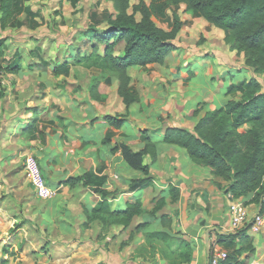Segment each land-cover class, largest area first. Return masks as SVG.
I'll return each instance as SVG.
<instances>
[{
	"label": "crops",
	"instance_id": "obj_1",
	"mask_svg": "<svg viewBox=\"0 0 264 264\" xmlns=\"http://www.w3.org/2000/svg\"><path fill=\"white\" fill-rule=\"evenodd\" d=\"M31 1L27 4L34 11ZM79 3L71 6L73 11ZM99 6L100 11L113 12L109 0H99ZM185 19L176 36L177 49L169 51L162 64L128 68L130 85L139 95V101L128 107L117 95L115 80L106 84V76L96 77L95 70L86 80L70 74L73 67H84L74 61L72 52L77 46L73 44L63 51L64 60L27 64V74L36 71V77L49 78L1 81L5 96L0 99V264H209L215 250L228 256L220 264H264L262 195L258 191L240 197L226 193L228 182L193 161L180 146L163 141L167 128L191 130L206 112L229 99H240L239 94H226L227 87L235 84L232 72L244 73V80L256 76L244 65L243 55L224 43L220 28L200 17ZM34 22L40 23L38 15ZM24 23L15 29L40 27L30 28L33 21ZM104 26L105 22L99 27ZM86 29L87 25L84 30L72 28L73 40L84 41L81 32ZM198 34L201 42H197ZM5 42L10 50V40ZM83 49L80 55L88 53ZM36 67H42L40 72ZM4 71L13 76L23 68ZM95 78L103 101L89 96ZM260 83L264 91V81ZM105 115L123 118L121 126L111 127L103 120ZM108 133L111 137L106 141ZM121 144L145 151L143 164L153 177L150 185L129 188L133 179L144 174L126 162L118 147ZM28 154L35 157L47 184L56 190L47 199L39 198L26 179L21 180L23 171H15ZM88 173L87 185L70 180ZM170 188L177 190L176 199ZM159 199L163 206L152 214ZM135 201H140L141 212L127 226L106 213L123 210ZM236 202L244 204L248 218L239 229L231 227L228 212ZM256 214L263 223L258 232H252L249 222ZM155 232H167L189 243L190 257L179 259L183 250L174 242L166 246L150 237ZM176 249L177 255L172 253Z\"/></svg>",
	"mask_w": 264,
	"mask_h": 264
},
{
	"label": "trees",
	"instance_id": "obj_2",
	"mask_svg": "<svg viewBox=\"0 0 264 264\" xmlns=\"http://www.w3.org/2000/svg\"><path fill=\"white\" fill-rule=\"evenodd\" d=\"M28 1L30 0H0V32L6 28H20L25 24L24 21H33L32 25L28 24L32 29L39 25L34 22L37 12L30 9ZM67 1L73 8L79 2ZM109 1L113 12L109 13L105 9L91 12L87 29L81 32L84 37L82 46H88V53L80 55L82 48L77 47L72 54L77 63L90 62V65L100 67L101 73L106 76V84L115 80L117 95L126 107L139 101L138 93L130 85L128 68L162 64L165 55L177 49L176 36L185 23L177 14L179 5H183L184 10L193 17H200L210 26L223 30L224 43L243 54L244 65L256 76L230 84L226 89L227 95L239 94L240 99H229L221 107L206 112L191 130L167 128L163 141L180 146L193 161L209 167L213 175L228 182L226 193L231 192L234 197H240L258 191L263 198L264 91L260 82L264 81V0H139L135 5H131L130 0ZM170 8L171 18L167 16ZM136 13H139V19H136ZM21 14L25 15L22 21L19 19ZM59 18L61 25L65 20L62 16ZM153 19L166 20L169 29L158 27ZM103 22L105 26L99 27ZM7 48L5 40L0 39V99L5 96V88L1 82L2 72L15 71L17 68L14 61L4 65ZM35 50L33 49L32 54H36ZM63 68L68 73V69L65 66ZM56 69L54 67V72ZM98 83L97 80L90 83L88 93L93 100L103 101L105 97L97 91ZM103 120L115 129L123 122V118L111 115H105ZM39 136L42 139V135ZM110 137L111 133L106 134L105 140L109 141ZM118 147L126 162L144 174L142 178L133 179L129 188L133 190L150 185L153 177L148 166L143 164L145 151H132L124 144ZM89 176L88 173L70 180H82L87 185ZM96 191L106 195L103 190ZM170 195L172 199H176L177 190L170 188ZM162 206L163 199H159L151 213ZM140 212L141 203L135 201L127 203L123 210H107L106 213L127 226L132 217ZM150 237L159 238L166 246L174 242L183 250L179 259L190 257L189 243L174 238L167 232H155ZM176 252L177 249L172 253L177 255ZM227 257L222 261H227Z\"/></svg>",
	"mask_w": 264,
	"mask_h": 264
},
{
	"label": "rangeland",
	"instance_id": "obj_3",
	"mask_svg": "<svg viewBox=\"0 0 264 264\" xmlns=\"http://www.w3.org/2000/svg\"><path fill=\"white\" fill-rule=\"evenodd\" d=\"M97 1V3H96ZM139 0H130L131 5H135L138 3ZM145 2H149V0H144ZM106 2V1H105ZM99 3V0H80L79 7L73 11L72 7L65 1V0H32L30 2V5L34 11H37V15L39 16L40 23L39 28H37L34 31H30L26 28H22L20 30H17L15 28H8L7 30L0 32V39H8L10 40V50H6L5 52V60L4 65L6 66L9 61H14L19 63L18 69L20 66H22L23 71L20 74L15 73L13 76H10L8 73H2L1 74V81L4 83L11 81L12 79H18V78H36V79H47L49 78L48 75H39L36 77V71L31 72L30 74H27L26 66L27 64H30L31 66H38L40 62L43 63H49L53 60L59 61V59H65L63 57V51H65L67 48H69L70 45H74L77 47H81V44L84 43V41L80 39H75L74 34H72V28H79L84 30L86 28V25L88 24L89 14L92 12V9H96L98 12L100 11L99 8H96ZM101 6H104V3H102ZM130 11V9H129ZM171 12L172 8L167 10V16L171 18ZM177 14L180 17V19H185L187 16H192L190 12H186L184 10L183 5L178 6ZM59 16H63L65 24L60 25V18ZM136 19H139L140 15L139 13L135 14ZM185 23L187 20H183ZM154 22L156 25L164 30H168L169 27L167 25L166 20H158L154 19ZM198 25V24H197ZM199 26V25H198ZM223 31V30H222ZM6 38V39H5ZM34 39V40H33ZM202 41L201 34H198L197 42ZM37 47L38 49L34 52L36 53L35 56L29 55V51L33 53V48ZM187 48H191L188 46H185ZM18 51V55L13 56L14 49ZM83 49V48H82ZM185 49V48H183ZM84 52H88L89 48L86 45L84 47ZM86 50V51H85ZM73 53V52H72ZM242 54V53H241ZM243 55V54H242ZM83 66H76L73 67L70 74H73L81 79L86 80L89 78V74H92V70H95L97 75L96 77H99L103 75L101 73L100 67H95L96 69H90L89 67L90 62L83 63ZM42 67H36V70L40 72ZM90 70V71H87ZM6 72V71H4ZM27 75V76H25ZM231 75H234L235 77L232 79L233 83L243 81V77L245 76L244 73L238 74L236 72H232ZM104 76V75H103ZM68 77H72V75H69ZM226 81H228L227 76H224ZM250 77H245V80H248ZM96 80V78L94 79ZM93 80V81H94ZM92 81V82H93ZM209 81H212L210 78ZM91 82V83H92ZM80 88V87H79ZM225 91V89H224ZM10 92V90H9ZM25 126H22L21 128H24ZM25 156V155H24ZM24 159V157H23ZM23 159L16 164L15 171L17 173H21L23 171ZM21 180H25L24 175L21 173L20 175ZM29 186V185H27Z\"/></svg>",
	"mask_w": 264,
	"mask_h": 264
},
{
	"label": "built area",
	"instance_id": "obj_4",
	"mask_svg": "<svg viewBox=\"0 0 264 264\" xmlns=\"http://www.w3.org/2000/svg\"><path fill=\"white\" fill-rule=\"evenodd\" d=\"M23 173L27 183L34 190L35 194L41 199H47L55 194L56 190L51 188L44 179L38 162L33 155H25L23 159ZM264 204V197L261 200ZM230 225L232 228L239 229L248 223L247 210L242 202H236L229 206ZM249 228L252 232H258L262 226L263 218L260 214L254 215L249 222ZM224 251L215 250L210 255V264H219L226 258Z\"/></svg>",
	"mask_w": 264,
	"mask_h": 264
}]
</instances>
